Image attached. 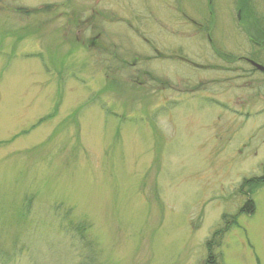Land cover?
I'll return each mask as SVG.
<instances>
[{
	"label": "rangeland",
	"instance_id": "374dc122",
	"mask_svg": "<svg viewBox=\"0 0 264 264\" xmlns=\"http://www.w3.org/2000/svg\"><path fill=\"white\" fill-rule=\"evenodd\" d=\"M245 2L0 0V264H264Z\"/></svg>",
	"mask_w": 264,
	"mask_h": 264
},
{
	"label": "trees",
	"instance_id": "16d2710c",
	"mask_svg": "<svg viewBox=\"0 0 264 264\" xmlns=\"http://www.w3.org/2000/svg\"><path fill=\"white\" fill-rule=\"evenodd\" d=\"M238 1V5L240 6V9L242 11V9L245 7L244 4L246 3V0H237ZM247 7H249L247 5ZM264 12V11H263ZM260 14V20L256 17L253 16L251 9H247V16L245 19H243L242 23L244 25V29L246 30V32L250 35L251 39L253 40L256 39L258 41V43H256L257 41H255V45L256 47H260L262 49H264V13ZM251 18L253 20H251ZM253 57V56H251ZM255 59V58H253ZM231 61L235 62V58H232ZM261 182L264 183V176L260 177V178H248V179H243V181L240 183L239 185V189H242L243 187H245L246 189H248V186L253 189L255 184L257 182ZM263 185V184H262ZM240 211H244L246 212H253V203L251 201H246L245 204L242 206V208H240ZM68 226L71 227V230L74 231L76 233V235L78 236V239L80 238V241L85 239V229L86 226L83 223H73V222H68L67 223ZM214 235L218 236V232L214 233ZM211 244H207V249H210ZM208 262H211V259H207ZM80 264H90V259L88 257L84 258L83 261L80 262Z\"/></svg>",
	"mask_w": 264,
	"mask_h": 264
},
{
	"label": "flooded vegetation",
	"instance_id": "af4514ba",
	"mask_svg": "<svg viewBox=\"0 0 264 264\" xmlns=\"http://www.w3.org/2000/svg\"><path fill=\"white\" fill-rule=\"evenodd\" d=\"M207 2H212V0H207ZM238 11H240V10H238ZM240 18V17H239ZM238 18V19H239ZM199 28H202L200 25L198 26ZM200 34H204L205 32H199ZM205 37L208 39V41L210 42V38H209V34L208 33H205ZM212 42H210V44H211ZM211 51L214 53V54H216V48H212L211 49ZM260 51H264V49H262V48H260ZM161 55H163V54H161ZM168 58V57H167ZM249 59H252V60H254L253 58H248V57H239V59L238 60H242L244 63H246L247 65H249V66H251V68L253 69V70H255L254 69V67L252 66V65H250V63L248 62V60ZM223 60L224 61H226V58H223ZM256 61V60H255ZM119 62V61H118ZM123 62L121 61V62H119V66H118V64H117V66H118V68L116 67V66H114L115 67V70H117V71H119V69H123V68H125V66H124V64H122ZM261 64V63H260ZM263 67H264V65L263 64H261ZM262 74H264V71H260ZM148 76H149V78H150V80H152V81H155V83H158V81H160V80H158L157 78H152L153 77V75L151 74V73H149L148 72Z\"/></svg>",
	"mask_w": 264,
	"mask_h": 264
},
{
	"label": "water",
	"instance_id": "95a60500",
	"mask_svg": "<svg viewBox=\"0 0 264 264\" xmlns=\"http://www.w3.org/2000/svg\"><path fill=\"white\" fill-rule=\"evenodd\" d=\"M250 63L259 71H264V67L254 61H250Z\"/></svg>",
	"mask_w": 264,
	"mask_h": 264
}]
</instances>
